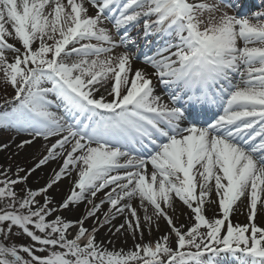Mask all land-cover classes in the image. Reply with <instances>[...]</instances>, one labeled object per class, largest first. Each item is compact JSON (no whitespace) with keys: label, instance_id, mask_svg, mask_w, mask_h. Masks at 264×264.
<instances>
[{"label":"bare ground","instance_id":"obj_1","mask_svg":"<svg viewBox=\"0 0 264 264\" xmlns=\"http://www.w3.org/2000/svg\"><path fill=\"white\" fill-rule=\"evenodd\" d=\"M91 1H93L92 4L89 3ZM124 1L109 0L110 5L104 7L103 14L94 20L95 0H0V37L8 44V49H15L18 44L15 32L24 29L23 31L27 32V38H29V26L33 24L36 26L35 35H38L43 42L52 39L58 44L64 41L65 45H69L74 41V37L70 36L72 28L79 27L86 20L92 18L93 28L91 25H87L84 29H80L79 35L81 37L95 41L101 40L102 43L115 40L114 36L111 35V28L108 27L113 22L110 21L111 19L106 13L108 10H113L112 16L120 15L119 17H123L131 10L129 7H123ZM258 26L255 27L264 29V20L259 21ZM127 31L132 32L130 28ZM230 34L233 35V32ZM18 36L25 39L24 34L18 33ZM19 37L18 40H20ZM234 38L235 41L239 42L236 36ZM236 45L238 46V43ZM76 48L78 46L74 49ZM91 48H97V45L89 42L81 49L83 51L80 53L90 51ZM112 51L115 54H108L111 59L113 56L111 62L121 58L122 61L128 63L123 76L127 92L139 81H142L143 85L150 83L153 70L149 65L131 60V56L134 54L127 53L124 49L118 48ZM237 51H240V48ZM243 52L242 54L250 53L247 50ZM74 61L81 69L77 71L79 73L77 81L90 85L88 91L93 94V99L98 100L101 104L112 101L111 87L106 85L107 83L102 79V76L99 73L86 75V73L88 74V67L80 60ZM233 66L237 70L242 68L238 60H234ZM251 81L252 79H249L248 82ZM146 90H149L148 102L150 105L158 110L165 109L162 107L165 104L163 103L165 97L159 91V84L156 86L152 84ZM256 94L262 95L263 93L260 90ZM53 97L66 115L72 110L79 112L75 105L70 108L67 104L68 100L77 102L78 100L74 97H65V93L58 92L54 93ZM93 110L94 108L90 107L88 112ZM152 120L153 116L151 115ZM107 126H112V123ZM20 128L22 127L15 115H0V131L22 133ZM67 137L69 139L68 144L66 143L62 152L53 157L48 156L51 161L44 167L35 170L28 181L36 183V188L41 187L42 185L39 184L58 171L59 165L65 163L64 170L67 177L56 181L44 193L43 200L52 208L55 201L64 194L67 200L63 202H67V207L66 211H62L61 214L64 215L63 219L65 217L69 219L66 222L71 220L78 222L74 215L91 202L87 191L93 185L95 186L93 190L100 185L103 188L101 191L115 188L116 192L122 191L124 193L123 198L127 201L129 209L124 208V214L117 220L118 222H122L131 211L138 214L151 213V222L157 225L156 231L151 230L147 233L141 232L140 235L136 234L134 240L128 237L126 242L131 243L114 245L116 248L109 250L110 252L113 251L114 254L138 251L146 242L161 244L167 241L175 243V239L171 236V228L163 223L167 222L164 220L165 218L174 222L175 227L181 232L186 235H198L197 238L203 234L205 228L196 222H208L209 225L212 224V227L218 226L222 222L221 232L228 230V227L231 226L241 230H249L251 226L256 227L257 230L264 229V175H262L264 168L260 166L262 161L255 154L250 155L223 139L209 135L204 129L191 127L178 138H173L165 149L159 151L160 154H165V159H160L159 157L162 155H158L159 153L155 156L156 158L140 159L129 156L123 152L124 147H120V150L116 149V141L108 143L107 147L100 146L96 142L102 141V138L96 133L85 132L82 140L75 136L67 135ZM199 141V146H207L206 152L204 150L194 157L190 152V145ZM15 143L17 141H13V144ZM77 144H80L81 149H77L75 154L69 153L70 149H75ZM103 144L105 145L106 142L104 141ZM0 148H5L1 144V140ZM211 148L214 149L213 154ZM215 154L219 157H216ZM77 155H79L78 160L75 158ZM168 155L176 159V164L167 163ZM67 164L69 165L67 166ZM255 168H259L260 172H255ZM180 174L183 179L179 177ZM71 178H73V182H69ZM94 180L96 182L99 180L98 184L93 182ZM114 181L119 182L112 183ZM68 189L72 190L74 195H67ZM94 191L92 192L93 196L101 192ZM145 195L151 198L149 203L144 201ZM106 209L108 210L107 213L101 218L114 217L115 212H111L113 209L108 208V205ZM161 211V214L157 213ZM83 222H88V220ZM74 231L75 228L72 227L70 232ZM249 232L256 236L262 235L250 230ZM96 235V237L90 238L91 243L103 250L106 249L105 246H100L104 245V242L99 239V233ZM246 237L248 236L246 235ZM129 244L133 248H130ZM211 264L240 263L219 259Z\"/></svg>","mask_w":264,"mask_h":264},{"label":"rangeland","instance_id":"obj_2","mask_svg":"<svg viewBox=\"0 0 264 264\" xmlns=\"http://www.w3.org/2000/svg\"><path fill=\"white\" fill-rule=\"evenodd\" d=\"M186 1L190 6L193 4L192 0ZM194 1L197 4L196 6L193 4V7H191L195 14L200 16L198 18L200 25L198 26L204 29L203 31L206 35L216 38L226 48L230 45L232 47L236 46L238 42L235 41L234 31L236 30L237 18L233 13L211 0ZM92 21V18L88 19L81 26L72 28L70 36L74 37V41L69 45H65L64 41L58 44L52 39L48 42H43L38 35H35L36 26L33 24L29 26V38H27V32L23 31L24 29L15 32L18 43L15 49H8V44L2 41L0 37V105L8 100L4 107H0V115L2 113L9 115L12 111H19L20 115H22L25 114L27 109L45 110L46 107L38 103L33 93L38 89H46L47 84L51 85L55 80L60 86H64L67 81H70L68 82L70 86L80 87L81 94L85 95V89L89 94V88H85L83 84L80 86L79 82L81 81H77L79 75L77 71L81 69L74 60H80L88 67L89 70L86 75L100 73L102 79L106 81V85L111 87L112 97L115 89L118 88L117 98H124L122 106L131 105L132 99L128 96H131L132 90L141 81L128 92L125 90L123 79L118 78L116 80L115 83L119 81L117 87L114 86L115 83H112L114 71L124 67L127 68V62L122 61L121 58L111 62L110 60L113 59V56L111 59L109 55L103 56V54H98L94 51L80 53L83 50L79 46L84 47L87 43L84 38H80L77 34L80 29H84L87 25H91V28H93ZM242 22L244 23V20ZM244 26L246 29L261 30L256 28L259 27L258 25L256 27L253 25L254 28L244 23ZM230 32H233V35ZM18 33L20 35L24 34L25 39H21ZM112 33L114 32L112 31ZM18 37L20 40H18ZM77 46L78 48L74 49ZM242 48L244 49V46ZM261 50H264V43L254 51ZM98 51L100 53V49ZM75 52L79 54H72ZM67 63L69 64L68 66ZM37 64L42 68H47L42 70L43 72L52 70V75L43 77L34 73L32 76V72H39L35 68ZM241 95L246 94L241 93ZM39 97L43 100L47 99L42 95H39ZM146 97L143 98L144 101H147ZM47 115H52L49 117L59 120L57 118L58 115L52 109L47 112ZM37 136H18L12 131H0L1 144L5 147L0 148V264H70L68 261L59 260L50 262L44 258L49 247L44 245L42 239H46L50 228H54L61 241L70 242L69 244L78 251L79 257L85 253L88 254L91 259L87 263L82 262L81 264H139L149 259L152 261L156 259L163 260L170 253L181 250L179 249L181 244L182 249H185L186 256H196L194 253L219 247L224 243L242 244L250 248L254 246L253 244L250 245L253 242L251 240L252 237L248 233H244L243 229L238 228L236 230L231 226L230 228L228 227V230L221 232L222 222L215 227H212V224L209 225L208 222H196L205 228L203 234L197 238L198 235H186L181 232L180 229L175 227L174 222L165 218L164 220L167 222L163 223L171 228V236L175 239V243L166 241L157 244L145 241L146 244L138 251L134 250L127 254L110 252V249H115V246H119V244L128 245V243H131L126 242L128 237L134 240L136 234L147 233L151 230L156 231L157 225L151 222V213L143 212L138 214L131 211L132 213L130 212L128 216L126 215L122 222H118L117 220L124 214V208L129 209L127 201L123 198L124 193L122 191L116 192L115 188L101 191L103 188L99 185L95 189L97 193L101 192L93 196L92 192L95 190H93L95 187L93 185L87 191L91 202L74 215L78 222H72V220L66 222L68 218L66 219L65 217L63 219L64 215L61 214L67 207V202H63L67 200L64 194L55 201L52 208L43 200L44 193L56 181L67 177L64 170L65 163L63 162L62 165H59L58 171L41 182L39 184L42 185L41 187L36 188V183L28 181L35 170L44 167L51 161L48 156L53 157L62 152L63 147L66 146L64 143L65 136L63 132L48 135L44 138ZM13 141H17V143L13 144ZM69 153L75 154L77 152H74V149H70ZM75 158L78 160L79 155ZM255 172H260L259 168H255ZM69 182H73V178ZM93 182H96V180ZM98 182L99 180L96 184ZM68 194H72V190L68 189ZM145 198V202L149 203L151 201L148 195H145ZM107 205L108 208L113 209L111 212H115L114 217L102 219L108 211L106 209ZM157 213L161 214L162 211ZM84 220H88V222H83ZM228 225H230L229 222ZM72 227L75 228L74 232H70ZM172 227L174 228L172 229ZM98 233L99 239L104 242V245L100 246L106 247L104 250L97 245H93L90 241V238L96 237ZM153 238L155 239V237ZM236 238H240L241 241L232 242ZM130 248L133 247L130 245ZM151 255L155 256L152 258L150 257Z\"/></svg>","mask_w":264,"mask_h":264},{"label":"trees","instance_id":"obj_3","mask_svg":"<svg viewBox=\"0 0 264 264\" xmlns=\"http://www.w3.org/2000/svg\"><path fill=\"white\" fill-rule=\"evenodd\" d=\"M51 241H53V240H51ZM54 241H56V240H54ZM50 246H53V244H50Z\"/></svg>","mask_w":264,"mask_h":264}]
</instances>
